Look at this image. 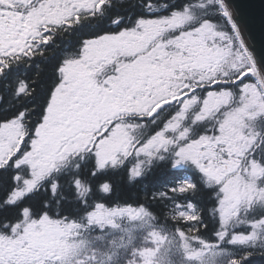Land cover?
Segmentation results:
<instances>
[{"label": "snow or ice", "instance_id": "6c2138e0", "mask_svg": "<svg viewBox=\"0 0 264 264\" xmlns=\"http://www.w3.org/2000/svg\"><path fill=\"white\" fill-rule=\"evenodd\" d=\"M0 264H264V0H0Z\"/></svg>", "mask_w": 264, "mask_h": 264}, {"label": "water", "instance_id": "95a60500", "mask_svg": "<svg viewBox=\"0 0 264 264\" xmlns=\"http://www.w3.org/2000/svg\"><path fill=\"white\" fill-rule=\"evenodd\" d=\"M254 2L257 4V6L259 7L260 4V0H254Z\"/></svg>", "mask_w": 264, "mask_h": 264}]
</instances>
